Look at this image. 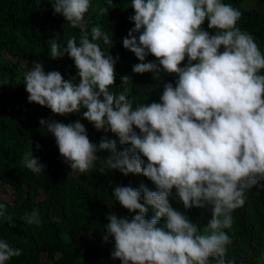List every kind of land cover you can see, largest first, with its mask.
<instances>
[{"label":"clouds","instance_id":"obj_1","mask_svg":"<svg viewBox=\"0 0 264 264\" xmlns=\"http://www.w3.org/2000/svg\"><path fill=\"white\" fill-rule=\"evenodd\" d=\"M53 8L79 29L80 39H69L66 48L49 41L51 57L72 59L79 83L65 80L59 71L46 73L42 63L34 62L24 75L29 103L59 116L82 113L97 131L111 132L126 147L118 151L116 140L107 135L97 146L80 120L39 123L54 136L72 171L86 174L99 163L101 173L143 175L155 186V191L143 184L113 189L119 205L134 215H107L103 239L114 238L112 259L121 264H233L225 260L232 240L224 229L232 227V213L243 207L245 191L264 187V55L252 35L236 26L241 12L221 0H132L134 28L122 44L140 61L133 73H153L157 80L162 72L178 77L175 86L163 85L160 102L134 108L125 91L111 90L118 57L108 51L112 35L98 25L89 30L90 0H55ZM107 12L99 9L100 15ZM206 20L214 34L202 27ZM149 55L156 62H145ZM130 81L128 75L121 77V85ZM98 151L110 156L101 160ZM24 166L34 174L44 169L33 153L25 155ZM173 189L184 209L211 208L203 229L172 207ZM148 207L155 210L151 219L146 218ZM3 208L0 204V216ZM22 219L40 224L35 210ZM21 254L0 240V264Z\"/></svg>","mask_w":264,"mask_h":264},{"label":"trees","instance_id":"obj_2","mask_svg":"<svg viewBox=\"0 0 264 264\" xmlns=\"http://www.w3.org/2000/svg\"><path fill=\"white\" fill-rule=\"evenodd\" d=\"M251 1L221 0L241 12L236 26L252 35L264 55V0H254L256 7H250ZM131 2L111 0L112 5H109L107 0H90L91 8L85 19L89 30L98 25L112 35L113 47L108 51L113 58L118 57V61L115 85L111 90L125 91L135 108L137 104L160 102L163 85L171 82L175 86L178 77L162 72L157 80L153 73H133V66L140 61L122 44L123 38L134 28V22L130 20L134 15ZM54 3L55 0H0V204L4 206V216H0V240L22 250L19 257L11 258L6 264H121L111 257L114 238L110 237L107 242L103 239L104 226L108 223L106 217L115 213L118 217L131 219L134 213L119 205L113 189L116 186L138 188L143 184L155 191V186L143 175L130 173L124 176L111 170L101 173L99 163L89 173L75 174L60 155L54 136L39 123L41 119L64 124L80 120L90 141L97 146L107 135L108 139L116 140L118 151L126 147L120 145L111 132L97 131L83 119L82 113L59 116L47 107L29 103L24 75H20L23 63L40 62L46 73L59 71L65 80L76 76L79 79L72 59L67 55L52 59L50 54L49 41H56L61 48H66L69 39L75 38L77 43L80 39L79 29L72 28L63 15L54 12ZM101 8H107L108 12L100 15ZM207 25L206 20L202 26L204 30L214 34ZM100 43L103 47L102 41ZM149 61L156 62L151 55L145 62ZM124 75L131 77L128 85H121ZM11 83L17 86L6 94ZM27 153H33V157L44 165L42 173L34 174L24 166ZM97 156L105 160L110 153L98 151ZM6 186L13 191V202L2 198ZM244 198L243 207L232 213V227L224 229L232 240L227 245L225 260L233 264H260L264 258V187L246 190ZM170 203L201 229L212 218L210 207L184 209L176 198L175 189ZM34 210L39 214V225H29L22 219ZM56 210L62 213V219L53 217ZM154 215L155 210L148 207L146 218L151 219ZM7 217L15 222L14 228L9 226Z\"/></svg>","mask_w":264,"mask_h":264},{"label":"rangeland","instance_id":"obj_3","mask_svg":"<svg viewBox=\"0 0 264 264\" xmlns=\"http://www.w3.org/2000/svg\"><path fill=\"white\" fill-rule=\"evenodd\" d=\"M256 6H257V4H256V2L254 0L250 2V7H256ZM9 58L12 59L11 56H9ZM32 67H33V64H31L30 62L23 63V65L20 68V75H25V73L28 70H31ZM72 80H73L74 83H79V79L77 78V76L73 77ZM16 86H17V84L11 83L9 85V87L6 89L5 93L6 94L11 93L16 88ZM74 173L75 174H79L78 172H74ZM2 198L4 200H6V201L13 202V200H14L13 191H12V189L9 186H6V187L3 188ZM53 217L56 218V219H62V213L60 211L56 210V211L53 212ZM260 264H264V258L260 261Z\"/></svg>","mask_w":264,"mask_h":264}]
</instances>
